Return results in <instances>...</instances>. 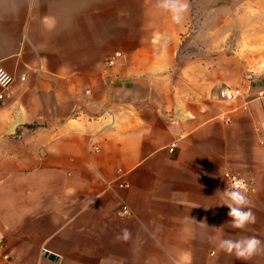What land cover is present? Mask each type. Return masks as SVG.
<instances>
[{"label":"crops","instance_id":"obj_1","mask_svg":"<svg viewBox=\"0 0 264 264\" xmlns=\"http://www.w3.org/2000/svg\"><path fill=\"white\" fill-rule=\"evenodd\" d=\"M156 3L0 0V264H264L218 247L264 242V80L221 99ZM226 170L254 181L246 229Z\"/></svg>","mask_w":264,"mask_h":264},{"label":"rangeland","instance_id":"obj_2","mask_svg":"<svg viewBox=\"0 0 264 264\" xmlns=\"http://www.w3.org/2000/svg\"><path fill=\"white\" fill-rule=\"evenodd\" d=\"M189 9L180 60L201 64L214 90L264 80V0H191Z\"/></svg>","mask_w":264,"mask_h":264},{"label":"clouds","instance_id":"obj_3","mask_svg":"<svg viewBox=\"0 0 264 264\" xmlns=\"http://www.w3.org/2000/svg\"><path fill=\"white\" fill-rule=\"evenodd\" d=\"M156 7L170 13L173 23L180 24L189 9V3L188 0H157ZM11 79V76L3 68H0V86H7ZM248 191V186L243 179H235L230 188H226L222 192L224 198L222 205H226L229 209L227 216L230 220L228 222L234 229H246L248 225L256 223V216L251 210V201L247 196ZM130 237V231L123 228L117 238L128 240ZM218 247L244 261L264 252V242L255 236L221 239Z\"/></svg>","mask_w":264,"mask_h":264},{"label":"built area","instance_id":"obj_4","mask_svg":"<svg viewBox=\"0 0 264 264\" xmlns=\"http://www.w3.org/2000/svg\"><path fill=\"white\" fill-rule=\"evenodd\" d=\"M123 58H124V53L122 51H116L114 54H112L110 57L107 58L106 63H107V65L112 66V65H115L116 63H118ZM0 68H3L12 78L11 82L7 86H0L2 88V90H7L15 82L16 77L14 76V74H12L6 68L1 67V66H0ZM219 95H220L221 99H223V100H233V99H236L237 97L242 95V90L240 88H231L229 86H226V87L221 88ZM3 98H4V92L2 91L0 93V99H3ZM259 141L261 144L264 145V131L260 134ZM174 145L175 144H172V147ZM92 150L95 152H98L100 150V146L98 144L94 143V144H92ZM225 176L227 178L229 188H230L233 180L243 179L248 186V189H249L248 192H252L255 190L254 181L247 176H242V175L236 174L234 172H231L229 170L225 171ZM121 212L124 214H128V213H130V209L128 208L127 205L123 204L121 207ZM1 243L2 242L0 240V249L2 246ZM43 254L49 258L54 259V260L60 261L62 259V256L60 254L54 253L51 250L46 249V248L43 250Z\"/></svg>","mask_w":264,"mask_h":264}]
</instances>
